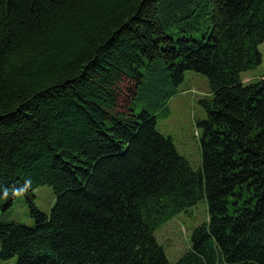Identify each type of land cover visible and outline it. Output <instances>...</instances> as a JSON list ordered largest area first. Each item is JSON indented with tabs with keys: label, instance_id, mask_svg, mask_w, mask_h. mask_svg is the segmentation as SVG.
I'll use <instances>...</instances> for the list:
<instances>
[{
	"label": "trees",
	"instance_id": "obj_1",
	"mask_svg": "<svg viewBox=\"0 0 264 264\" xmlns=\"http://www.w3.org/2000/svg\"><path fill=\"white\" fill-rule=\"evenodd\" d=\"M263 43L264 0H0V210L35 219L0 224V259L264 264V81L242 80ZM187 71L210 83L199 170L157 130ZM201 199L171 263L155 233Z\"/></svg>",
	"mask_w": 264,
	"mask_h": 264
},
{
	"label": "rangeland",
	"instance_id": "obj_2",
	"mask_svg": "<svg viewBox=\"0 0 264 264\" xmlns=\"http://www.w3.org/2000/svg\"><path fill=\"white\" fill-rule=\"evenodd\" d=\"M263 60L261 65L243 73L245 84L264 81V44L259 47ZM129 81L122 84L124 94L122 105L127 107L131 99L127 90ZM174 95L167 104V108L157 115V130L164 136L171 137L178 152L185 156L195 170L202 167L201 137L203 129L199 122L207 118V112L200 100L210 95V83L206 76L194 71L185 73L184 81L175 86ZM166 90L161 93L167 96ZM159 98V97H158ZM150 101V100H149ZM146 102L145 104H147ZM138 114L143 110V104L134 107ZM36 207L46 215H50L55 203V194L51 186L43 185L34 191ZM207 220V204L201 199L186 212L178 214L165 222L155 233L156 239L164 247V251L171 263H176L190 248L191 237L195 228ZM17 223L33 227L35 219L29 204L23 195H18L13 205L7 210H0V224ZM18 256L10 260L0 259V264H17Z\"/></svg>",
	"mask_w": 264,
	"mask_h": 264
},
{
	"label": "crops",
	"instance_id": "obj_3",
	"mask_svg": "<svg viewBox=\"0 0 264 264\" xmlns=\"http://www.w3.org/2000/svg\"><path fill=\"white\" fill-rule=\"evenodd\" d=\"M263 45V44H262Z\"/></svg>",
	"mask_w": 264,
	"mask_h": 264
}]
</instances>
